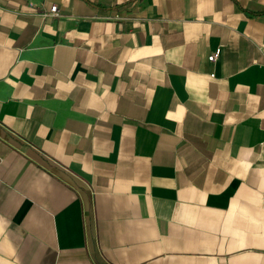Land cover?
<instances>
[{
    "label": "crops",
    "instance_id": "1",
    "mask_svg": "<svg viewBox=\"0 0 264 264\" xmlns=\"http://www.w3.org/2000/svg\"><path fill=\"white\" fill-rule=\"evenodd\" d=\"M0 264H264V0H0Z\"/></svg>",
    "mask_w": 264,
    "mask_h": 264
},
{
    "label": "built area",
    "instance_id": "2",
    "mask_svg": "<svg viewBox=\"0 0 264 264\" xmlns=\"http://www.w3.org/2000/svg\"><path fill=\"white\" fill-rule=\"evenodd\" d=\"M50 12L52 14H57L58 6H52ZM221 51H222L221 48H218L211 56H209V60L210 61H216L217 58L220 56Z\"/></svg>",
    "mask_w": 264,
    "mask_h": 264
}]
</instances>
